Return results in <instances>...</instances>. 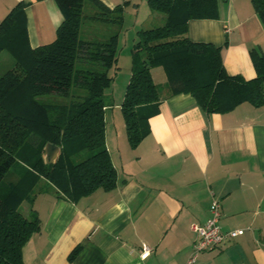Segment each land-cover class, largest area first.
Returning <instances> with one entry per match:
<instances>
[{"label": "crops", "instance_id": "0c3cea01", "mask_svg": "<svg viewBox=\"0 0 264 264\" xmlns=\"http://www.w3.org/2000/svg\"><path fill=\"white\" fill-rule=\"evenodd\" d=\"M99 1L109 9L129 3L124 26L132 29V45L138 30L164 19L149 10L147 0ZM19 2L26 4L29 46L51 43L62 22L54 0H0V21ZM217 6V19L189 21L186 36L222 47L225 72L251 80L249 50L256 47L264 54L262 24L250 0H218ZM110 71L111 85L124 74L126 86L130 50L118 51ZM152 74L163 87L160 70ZM109 97L104 93L105 147L116 187L77 203L57 199L51 190L36 195L31 208L23 203L21 213L33 211L40 222V231L23 247V264H186L195 241L191 225L207 220L212 200L220 204L221 230L244 234L196 255L193 264H264V106L243 103L229 113L205 116L189 95L165 98L148 120L149 134L130 149L121 99L111 103ZM143 245L150 250L145 259L140 257ZM78 246V256L69 263Z\"/></svg>", "mask_w": 264, "mask_h": 264}, {"label": "trees", "instance_id": "16d2710c", "mask_svg": "<svg viewBox=\"0 0 264 264\" xmlns=\"http://www.w3.org/2000/svg\"><path fill=\"white\" fill-rule=\"evenodd\" d=\"M62 15L55 39L31 48L26 4L17 3L0 21V53L14 66L0 77V264H23L22 250L40 231L31 211L36 195L52 191L77 203L97 190L116 187V171L105 147L104 93L117 63L124 26L122 2L109 9L99 0H54ZM264 29V0H250ZM218 0H147L152 13L164 15L160 27L141 29L130 50V76L120 114L130 149L149 134L148 120L165 98L191 96L205 116L226 114L247 103L264 106V54L251 48L255 77L244 80L225 72L222 47L191 42L187 23L218 18ZM102 28L88 38V23ZM158 69L161 87L153 78ZM165 90L164 97L162 92ZM47 144L59 149L45 163ZM81 247L67 257L72 263Z\"/></svg>", "mask_w": 264, "mask_h": 264}, {"label": "built area", "instance_id": "2783aa9c", "mask_svg": "<svg viewBox=\"0 0 264 264\" xmlns=\"http://www.w3.org/2000/svg\"><path fill=\"white\" fill-rule=\"evenodd\" d=\"M220 216L219 201L212 200L207 220L200 225H191V231L195 235V241L193 242V256L187 260L186 264H193L196 255L218 250L226 242L244 234V230L241 229L223 232L219 226ZM149 254L150 250L143 245L141 247V259H145Z\"/></svg>", "mask_w": 264, "mask_h": 264}, {"label": "rangeland", "instance_id": "374dc122", "mask_svg": "<svg viewBox=\"0 0 264 264\" xmlns=\"http://www.w3.org/2000/svg\"><path fill=\"white\" fill-rule=\"evenodd\" d=\"M157 16H159V18H164V15L162 14H157ZM157 19H155L156 21ZM149 21V20H148ZM150 21H153V19H150ZM164 24V19L162 20L161 24L158 23H152L150 26L151 28H156V27H160ZM160 25V26H159ZM102 26V25H101ZM99 24H95V23H88L87 27H86V33L88 35V38H92L94 37L97 31V28L100 29L102 28ZM124 31L122 33V39L119 42L118 40V51L121 52H127L129 50H131L132 48V44H131V34H132V29L130 27L129 24H126V26H124ZM14 66V60L13 58L10 56V54L7 51H2L0 53V77L6 73L8 70L12 69ZM110 74L113 75V73L110 71ZM124 79H125V75L124 74H118L116 76V78L113 80L114 83L105 91V94H110L109 100L111 101V103H116L118 102L120 99L122 101L123 99V94H124V89H125V85L124 84ZM24 205H20L18 210L22 211Z\"/></svg>", "mask_w": 264, "mask_h": 264}, {"label": "water", "instance_id": "95a60500", "mask_svg": "<svg viewBox=\"0 0 264 264\" xmlns=\"http://www.w3.org/2000/svg\"><path fill=\"white\" fill-rule=\"evenodd\" d=\"M59 149L51 144H47L43 149L45 163L53 164L58 157Z\"/></svg>", "mask_w": 264, "mask_h": 264}]
</instances>
